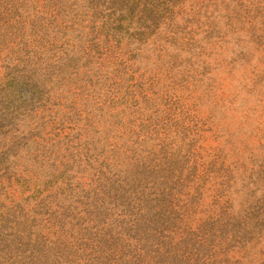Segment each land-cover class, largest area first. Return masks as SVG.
I'll list each match as a JSON object with an SVG mask.
<instances>
[{
	"label": "rangeland",
	"instance_id": "1",
	"mask_svg": "<svg viewBox=\"0 0 264 264\" xmlns=\"http://www.w3.org/2000/svg\"><path fill=\"white\" fill-rule=\"evenodd\" d=\"M0 264H264V0H0Z\"/></svg>",
	"mask_w": 264,
	"mask_h": 264
}]
</instances>
